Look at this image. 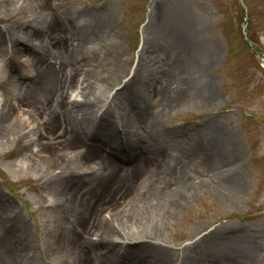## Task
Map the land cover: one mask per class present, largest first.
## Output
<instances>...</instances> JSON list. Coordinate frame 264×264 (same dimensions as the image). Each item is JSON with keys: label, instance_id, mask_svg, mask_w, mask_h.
Returning <instances> with one entry per match:
<instances>
[{"label": "rangeland", "instance_id": "obj_1", "mask_svg": "<svg viewBox=\"0 0 264 264\" xmlns=\"http://www.w3.org/2000/svg\"><path fill=\"white\" fill-rule=\"evenodd\" d=\"M0 264H264V0H0Z\"/></svg>", "mask_w": 264, "mask_h": 264}, {"label": "bare ground", "instance_id": "obj_2", "mask_svg": "<svg viewBox=\"0 0 264 264\" xmlns=\"http://www.w3.org/2000/svg\"><path fill=\"white\" fill-rule=\"evenodd\" d=\"M219 236H220V238L213 239V243L212 244H213L214 247L221 245V247H225L227 249H231V247H234L237 244H241V242L239 240L232 239L229 236L228 237H223L221 235H219ZM235 241H237V242H235Z\"/></svg>", "mask_w": 264, "mask_h": 264}, {"label": "trees", "instance_id": "obj_3", "mask_svg": "<svg viewBox=\"0 0 264 264\" xmlns=\"http://www.w3.org/2000/svg\"><path fill=\"white\" fill-rule=\"evenodd\" d=\"M251 42H252V40H251Z\"/></svg>", "mask_w": 264, "mask_h": 264}]
</instances>
